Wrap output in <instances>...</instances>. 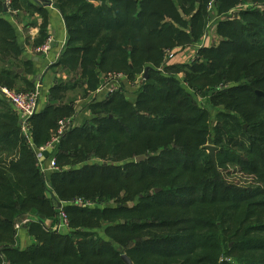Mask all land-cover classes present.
<instances>
[{"label":"trees","instance_id":"16d2710c","mask_svg":"<svg viewBox=\"0 0 264 264\" xmlns=\"http://www.w3.org/2000/svg\"><path fill=\"white\" fill-rule=\"evenodd\" d=\"M10 1L17 11L20 2L32 6ZM93 1L53 2L67 47L50 67L96 82L100 72L148 66L150 77L135 107L119 90L90 104L104 116L64 132L51 153L59 171L48 183L16 112L0 97V264H124L122 253L133 264H264V0ZM209 4L218 15L241 4L260 8L219 19L221 40L199 48L203 61L167 67L183 69L187 89L220 107L213 121L173 76L156 75L165 49L198 41ZM22 51L0 18L1 87L19 78L13 67ZM63 89L53 86L30 118L35 145L70 114L55 104ZM206 145L215 146V163ZM139 155L145 158L135 162ZM77 199L103 207L71 204ZM60 210L65 234L47 227ZM21 218L36 240L25 249L15 246ZM101 226L105 237L95 230Z\"/></svg>","mask_w":264,"mask_h":264},{"label":"crops","instance_id":"0c3cea01","mask_svg":"<svg viewBox=\"0 0 264 264\" xmlns=\"http://www.w3.org/2000/svg\"><path fill=\"white\" fill-rule=\"evenodd\" d=\"M37 1L28 0V3L32 4L30 8H27L31 9V13L26 12L25 16L21 17L18 14H9L4 10L3 5V12L1 13L0 18L5 20L12 27V34L16 43L22 45L23 47V51L20 55L19 66L13 67V69L20 75L18 79H20L23 84L34 87L35 84L39 82L41 84L40 89L43 87V91H40L41 98L39 100V111L44 109L45 105L47 104L50 89L53 86H61L62 89L65 86L62 92V98L59 99V101H57L55 104L57 106L67 107L70 113L69 115L73 118L72 123L68 124L67 130L85 126L86 122H91L93 118H95V115L92 114L90 104L92 102L103 101L110 94L107 85L103 90L98 92L99 87L102 85L103 77L106 76L108 72H100L99 74L95 75V82L92 80L89 81L87 77L84 79H78V77L75 78V73L70 72L67 68H64L63 65L56 64L53 67H50V65L59 61L66 49L65 47H67V45L65 46L67 42L66 25L62 14L54 6L53 0H50V5H46L45 3H40ZM93 2L96 4L100 3L96 0ZM178 12L180 16H183V12L181 10H178ZM27 14L29 16H27ZM187 20H189V18H187ZM48 38L51 39V49L49 52L46 54L37 53L35 48L40 45H33L32 40L37 42V44H43ZM178 48L179 47L172 48L173 53L167 62L170 64L168 66L187 63L183 58L182 52L189 49V46L184 48L180 47L179 49ZM180 50L181 53H177V51ZM120 72L126 74L127 78L133 80L138 74V72H134L133 74L123 71ZM67 76L70 78H66ZM78 76H80V74ZM123 82H125V85L127 84L126 81L123 80ZM139 92L140 91L137 92L136 98L138 97ZM123 94L127 98L128 92L123 91ZM67 95L74 97L68 98ZM88 96H92V99L88 103L83 102V104L79 106L80 102H77V100L85 99ZM73 108H75L76 111L73 112ZM72 113L73 115H71ZM31 130L33 134L32 125ZM53 133L54 130H51L50 135ZM29 244L30 242L27 238L25 242H20L21 246H19V248L25 249L24 247H27Z\"/></svg>","mask_w":264,"mask_h":264},{"label":"rangeland","instance_id":"374dc122","mask_svg":"<svg viewBox=\"0 0 264 264\" xmlns=\"http://www.w3.org/2000/svg\"><path fill=\"white\" fill-rule=\"evenodd\" d=\"M17 7H18V11L16 12V14H18L20 17L21 16H25L26 12L31 13V9H27L26 5L24 3H22V2H20ZM243 8H250L253 11H256L258 9L260 10V8L258 6H252V4H241L239 7L230 10L229 13H226V15H218L216 13L215 9H214V6L209 4V10H207L209 12V14L206 17L205 25H204L203 30H202V35L200 36L198 41L193 42L192 44H189V49L190 50L187 49L186 51L182 52L183 58L186 60L185 62L189 63V62H191L194 59L198 60V61H203L204 60L203 56L202 55L199 56V53H198L199 48H201L202 46L208 45V44L209 45H213V44L214 45H216V44L218 45L219 41L221 40V36L216 32L217 21L219 19H222V18H224V19L229 18V17L233 18L236 15V11L239 10V9H243ZM27 16H29V15L27 14ZM178 27H184V26L181 25V24H178ZM32 44L33 45L35 44L36 46L37 45H42V43L41 44H37V42H34V40H32ZM201 44H203V45L201 46ZM182 47L184 48L185 46H182ZM172 51H173L172 49L171 50L165 49L163 62L159 65V67H156V70H157L156 71V75L157 76H173L177 80L178 85L188 91L189 96H190L191 100L193 101V103H195L200 108L209 109L210 113H211V120L212 121L215 120L216 114L220 110V107L218 106V108H210L209 104H208L209 96L201 97L197 93H195L194 91H192L190 89H187L188 87H186L187 85L183 81V79L185 77L183 69L174 70V69L167 68V67H169L168 65H170L167 62L171 58L170 56L173 53ZM177 53H181V50L177 51ZM16 65H19V64H16ZM144 69L145 68H143L141 71L138 72V74L136 75L134 80L127 78L126 74H124L122 72H117L115 74L108 73V74H106V76L103 77L102 83H106L105 85H107V88H111V89H113V91L119 90V91H122V92L123 91L128 92L127 98H128L129 101H131V105L133 107H135L136 101H137V98H138V97L136 98L137 92L142 88V84L146 80H148L149 77H150V71L148 70V72H147V76L148 77H147V79H144V77H143ZM66 78H70V77L67 76ZM123 80L127 82L126 85H125V82H123ZM5 82L6 83H4V85H6V86H2V87H6L7 89H9L11 91H14V92H18V93H20V92L21 93L31 92V91H33L35 89V86H36V84H35L34 87L27 86V85L23 84V82H21L20 79H17L14 82H9V81H5ZM40 91H43V87L40 89ZM65 94H66V92H65ZM67 97L71 98V97H74V96L67 95ZM40 98H41V96H40ZM91 99H92V96H88L85 99L77 100V102L79 101L80 102L79 106H81L83 104V102H87L88 103ZM77 102H76V104H77ZM58 103H60V102H58ZM60 104H62V103H60ZM6 108H9V109L12 108L13 109V107L11 106V104L9 102L7 103ZM4 110H5V108L0 107V112H3ZM74 111H76L75 108H73V112ZM103 113L104 112L101 111V109H99V108H93L92 109V114H94L96 118L103 117L104 116ZM71 115H73V113ZM61 120H65V121L68 120L69 123H72L73 118L70 115H65L64 117L61 118ZM59 122H60V120L58 121V123ZM91 122L90 121L88 123L86 122V125L89 126V124ZM19 128H20L19 129L20 133L23 136L24 133L22 132L20 122H19ZM56 130H57V128H56ZM56 130L54 131V133L51 135L50 138H52L55 135ZM24 139H25V137H24ZM30 140L34 144L32 132H31V135H30ZM47 141L43 142L40 145H43ZM35 146H39V145H35ZM207 152H208V150H207ZM92 161H94L95 163H98L99 160H91V161H88V162H92ZM39 171H40V169H39ZM41 173L44 175L45 180L48 183V179L50 177V173L51 172H48V173L47 172L46 173L41 172ZM47 185H49V184H47ZM47 195L49 196L48 193H47ZM68 203H70V202H68V201L67 202H63V205L64 204H68ZM90 204H91V206H88V207H94V206H98L100 208L103 207V204H99V203H90ZM109 204H111V203H109ZM57 209H59V208H57ZM24 219H28V221H29V218H21L17 223H19L20 221H22ZM28 221L23 223L19 228L13 227L15 229V231H16V234H17V236L15 237V241H16L15 246L16 247L21 246L20 242H22V241L25 242V240L27 238H28V241L30 243L34 240V237L31 236L29 231H28V224H29ZM60 221H59V217H57L55 222L47 224L48 229H50L53 233L65 234V233L69 232L70 228L68 226H61L60 227ZM95 230L97 231V234H99L101 237H105L102 226H101V228H95ZM35 241L36 240H34V242ZM24 248H26V247H24Z\"/></svg>","mask_w":264,"mask_h":264},{"label":"built area","instance_id":"2783aa9c","mask_svg":"<svg viewBox=\"0 0 264 264\" xmlns=\"http://www.w3.org/2000/svg\"><path fill=\"white\" fill-rule=\"evenodd\" d=\"M4 6L9 14L14 15L16 14L17 10H13L11 8V1L4 0ZM203 44H201L202 46ZM51 49V39L48 38L42 45L35 48L37 53L46 54ZM106 83H102L99 87L98 92L105 88ZM40 87L41 84L39 82L36 83L35 89L28 93H18L7 89L6 87H0V97L7 100L11 106L13 107L14 111L18 116V120L21 125L22 132L24 133L23 136L27 140V142L31 145L35 160L37 163V167L43 173L59 171V168L55 164V158L51 155L52 150L54 149L55 145L58 144L62 135L67 130L69 121L60 120L57 125V130L55 135L50 138L46 143L43 145L35 146L31 140V124L30 118L40 110L39 107V100H40ZM109 92H112L113 89L108 88ZM83 205V206H91L89 202H83L81 199L74 200L71 204ZM61 207V203H60ZM59 207V208H60ZM60 227L67 226L66 224V217L65 214L60 210L58 213ZM28 221V219H24L17 223L14 227L19 228L23 223ZM65 224V225H64Z\"/></svg>","mask_w":264,"mask_h":264},{"label":"water","instance_id":"95a60500","mask_svg":"<svg viewBox=\"0 0 264 264\" xmlns=\"http://www.w3.org/2000/svg\"><path fill=\"white\" fill-rule=\"evenodd\" d=\"M37 1V0H36ZM37 2H42V3H45L46 5H50L51 4V1L50 0H39V1H37ZM4 10L6 11V7L4 6ZM48 69V68H47ZM148 70H149V67L147 66V67H145V69H144V73H143V77H144V79H147V72H148ZM18 71H20V70H18ZM256 94L257 95H263L262 94V92L261 91H256ZM206 147V149L208 150V152H209V156H210V158H211V160L213 161V163H215V146L214 145H206L205 146ZM145 158V156L144 155H139V156H136L135 158H134V161L135 162H139V161H141V160H143ZM159 189L157 188V189H155V191H158ZM56 207L57 208H59L60 207V202H57V205H56ZM120 259L122 260V262L124 263V264H133L132 263V261H131V259L126 255V254H124V253H122L121 255H120Z\"/></svg>","mask_w":264,"mask_h":264}]
</instances>
